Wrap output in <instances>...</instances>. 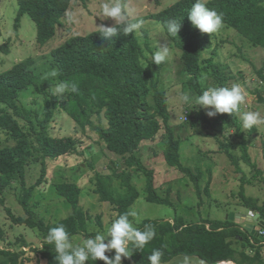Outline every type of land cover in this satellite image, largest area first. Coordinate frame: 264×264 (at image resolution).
Instances as JSON below:
<instances>
[{"label":"trees","instance_id":"16d2710c","mask_svg":"<svg viewBox=\"0 0 264 264\" xmlns=\"http://www.w3.org/2000/svg\"><path fill=\"white\" fill-rule=\"evenodd\" d=\"M17 3L13 27L17 30L23 15L35 24L36 44L42 46L56 34V27L70 8L72 0H15ZM83 1V0H82ZM196 0H176L158 13L142 19L158 22L167 36L169 46L179 54V62L187 76L188 87L201 94V72L211 68V74L226 82L221 71V63L213 60L216 47L210 49L212 34H202L188 19V12ZM207 6L223 14L225 29H232L243 40L255 48H264V0H207ZM170 19L181 22L177 35L167 34L165 25ZM99 30L84 35L68 37L62 44L43 55L32 57L13 64L0 72V130L9 135L13 145L0 148V206L5 209L15 225L37 230L41 239L39 247H31L30 252L45 264H57L55 252L46 244L45 236L52 227L63 224L69 234L94 236L103 229L101 217L94 219L78 206L81 191L70 182L53 185L55 194L71 206V213L58 221L45 222L33 217L29 200L35 189L45 180L47 160L52 161L77 151L80 141L72 137L55 138L49 128L56 111L62 110L82 131L95 133L107 152L121 160L120 169L114 168L110 174L95 177L96 194L100 202L108 203L117 214L130 211L140 196L133 185L134 177H144L143 198L153 204L172 206L168 196L162 197L154 186V172L140 158L139 150L145 141H153L163 127L168 138L163 146L164 161L177 169L192 182L196 194L206 195L199 182L203 173L199 167L192 170L179 160V140L170 129V114L166 92L159 88L158 75L163 64L151 63L154 54L148 41H141L134 34L122 33L112 42L103 40ZM233 35V33H232ZM243 42V41H241ZM209 49V50H208ZM6 42L0 44V54L7 55ZM55 69L56 78L44 79L45 73ZM264 80V77L261 76ZM60 80L75 81L79 85L78 94H67L64 100L51 96V88ZM42 97V113L27 111L18 105L21 92L28 89ZM264 103V100H260ZM199 118H203L198 114ZM218 119L226 126H235L231 118L219 114ZM204 120V119H203ZM229 160L237 166L236 160L223 145ZM242 159L253 167L242 143ZM264 159V148L262 149ZM39 162L40 175L27 185L26 174L32 164ZM135 174V175H134ZM210 178V177H209ZM19 186L17 203L25 216H15L5 205L7 190ZM169 193V191H167ZM242 195L249 212L264 219V208L255 204L251 197ZM116 218V217H115ZM132 219V218H130ZM94 222L97 229L91 231L89 224ZM151 223L156 229L155 238L141 251L134 252L130 259H122L121 264H149L147 257L153 249H161V263L178 255L197 257L204 264H264L261 247L264 241L250 236L234 222L202 219L187 223L180 215L171 220L143 219L136 227L143 228ZM22 248L26 247L25 241ZM110 258L115 255L106 253ZM22 250L0 249V264H26ZM85 264H104L103 261H86Z\"/></svg>","mask_w":264,"mask_h":264},{"label":"rangeland","instance_id":"374dc122","mask_svg":"<svg viewBox=\"0 0 264 264\" xmlns=\"http://www.w3.org/2000/svg\"><path fill=\"white\" fill-rule=\"evenodd\" d=\"M175 1L126 0L140 18L158 13ZM100 2L101 0H72L69 10L60 21V25L56 27L55 36L42 46H38L35 40V24L27 15L21 17L17 30L13 27L16 1L0 0V44L6 42L10 50L7 55L0 54V72L8 70L23 59L32 57L38 60L43 55L48 56L51 50L70 36L99 30L96 26L101 24L112 26L114 24L112 19L97 16ZM144 20L145 25L141 29L142 36L139 39L147 40L155 53L159 44L168 43V38L158 22ZM214 47L216 52L213 60L221 63V71L225 75L226 82L222 85L219 79H215L209 67L201 72L202 88L239 83L248 93L241 110L260 111L264 115V103L260 101L264 100V80L261 78L264 77V48L251 46L235 31L232 29L227 31L225 28L212 34L210 49ZM158 79L159 88L167 95L170 129L174 137L179 140V160L182 165L192 170L195 167L201 169L203 173L199 182L201 189H204L210 179L209 195L201 191L199 197L189 178L166 164L163 146L167 141L168 132L161 127L153 141L142 143L139 155L143 163L154 172V186L157 192L162 197L167 195L172 206L145 201L144 177L139 174L132 181L140 193L139 198L130 208L138 213L137 217L132 218L134 226L136 227L146 218L171 220L175 215H180L187 223L199 222L202 219L224 221L232 213L247 215L249 211L242 199V193L245 197L253 198L257 206L264 208V159L262 158L264 126L245 130L241 127L239 116L234 115L239 128L237 130L235 126L223 124L218 119L219 114L210 118L206 115V109L196 108L194 104H182L179 100L181 94H199L188 87L186 73L175 49H173L172 61L163 64ZM18 105L27 111L42 113V97L31 88L20 93ZM198 114L203 118H199ZM224 115L231 118L228 114ZM49 134L55 138L72 137L79 140L80 144L73 154L52 161L47 160L45 180L34 190L29 200L33 217L49 223L67 217L71 213V206L55 194L53 185L58 182H70L76 184L81 191L78 206L87 211L93 219L95 216H100L103 226L100 232H106L116 213L110 204L100 202L98 196L93 193L95 177L98 174H110L114 168L120 169L121 160L106 151L104 144L99 142L94 132L88 129L82 131L62 110L56 111ZM13 143L9 135L0 130V148ZM242 143L247 147L253 167L247 165L241 157ZM223 145H228V152L236 160L237 166L229 160ZM39 175L40 164L36 162L27 171L26 184L34 183ZM18 192V185L7 190L4 202L15 216L24 217L25 213L16 200ZM89 229L94 231L97 225L92 222L89 224ZM80 237L75 236L74 242L79 243ZM22 240L25 241V248H22ZM40 244L41 239L38 238L37 230L13 224L5 209L0 206V249L22 250L24 258L31 259L26 264H41L40 259L29 251L31 247H39ZM261 254L264 259V245L261 247ZM161 264L204 263L197 257L178 255Z\"/></svg>","mask_w":264,"mask_h":264},{"label":"clouds","instance_id":"9594fccd","mask_svg":"<svg viewBox=\"0 0 264 264\" xmlns=\"http://www.w3.org/2000/svg\"><path fill=\"white\" fill-rule=\"evenodd\" d=\"M97 16L114 21L112 26H96L98 34L105 41L112 42L118 33L142 36L141 29L145 20L139 17L126 0H101ZM187 16L192 26L202 34H215L225 27L223 14L209 8L207 0H196ZM180 27L181 22L175 19H170L165 25L167 34L173 36L178 34ZM150 59L156 65L170 63L173 49L168 43L159 44L158 50ZM58 75V71L52 69L45 73L44 79L56 78ZM69 93H79L77 82L60 80L51 88V96L58 100H64ZM247 95L241 84L233 83L231 86H209L199 95L183 93L179 100L182 104H194L196 108L206 109V115L210 118L218 114H228L231 117L238 115L241 127L252 130L264 126V115L260 111L241 110ZM137 216L138 213L132 210L117 214L106 232H97L86 238L82 235L79 243L74 242L75 238L63 224L50 228L44 239L54 249L57 264H85L86 261L96 260L103 261L104 264H121L122 259H130L134 252L143 250L156 236V229L151 223L144 224L142 229L134 226L130 218ZM113 251V257L106 255ZM163 254L161 249H153L147 257L149 264H161Z\"/></svg>","mask_w":264,"mask_h":264},{"label":"water","instance_id":"95a60500","mask_svg":"<svg viewBox=\"0 0 264 264\" xmlns=\"http://www.w3.org/2000/svg\"><path fill=\"white\" fill-rule=\"evenodd\" d=\"M228 221L241 226L250 236L264 241V237L259 236V231H264V219L259 220L258 214H255L254 217L250 219L248 214L240 216L232 213L228 216Z\"/></svg>","mask_w":264,"mask_h":264},{"label":"built area","instance_id":"2783aa9c","mask_svg":"<svg viewBox=\"0 0 264 264\" xmlns=\"http://www.w3.org/2000/svg\"><path fill=\"white\" fill-rule=\"evenodd\" d=\"M248 215H249L250 219H252L255 214H253L252 212H249ZM259 236L264 237V231L263 230L259 231Z\"/></svg>","mask_w":264,"mask_h":264},{"label":"crops","instance_id":"0c3cea01","mask_svg":"<svg viewBox=\"0 0 264 264\" xmlns=\"http://www.w3.org/2000/svg\"><path fill=\"white\" fill-rule=\"evenodd\" d=\"M259 220H260V219H259ZM43 261H45V260H41V259H40L41 264H44Z\"/></svg>","mask_w":264,"mask_h":264}]
</instances>
